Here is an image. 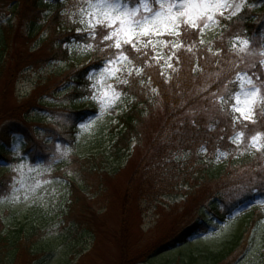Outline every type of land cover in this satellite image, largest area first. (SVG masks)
Returning <instances> with one entry per match:
<instances>
[{"label": "rangeland", "instance_id": "obj_1", "mask_svg": "<svg viewBox=\"0 0 264 264\" xmlns=\"http://www.w3.org/2000/svg\"><path fill=\"white\" fill-rule=\"evenodd\" d=\"M61 1L62 19L75 29L74 33L86 34L83 38L72 36L71 42L65 44L70 55L68 60L51 59L46 46L47 33L41 34L39 29L50 9L41 13L37 24L32 19L33 0H8L10 3L1 9L0 181L3 179L5 183L0 186V229L36 223L42 229L41 246L46 250L36 264H212L205 256L206 251L236 245L245 228L244 217L251 207L260 206L264 214V192L252 189V185L244 186L245 192L240 196L236 194L242 199L224 220L206 207L203 213L207 220L205 231L184 242H173L172 223L182 211V198L163 197L147 202L138 196L135 185L130 189L134 171L152 137H143L140 144L134 141L130 151L121 150L115 155L114 145L120 132L117 123L119 115L137 100L129 88L132 87V76H142L143 68L139 64L159 65L169 79L177 69L175 57L179 50L191 52L197 39L199 46L209 50L217 45L218 40L225 45L230 43L234 55L230 62L234 64L236 77L247 73L254 80L259 77L264 81V75H261L264 65L259 63L261 57L258 54L264 47V32L254 39L243 33L239 35V39L250 41L249 53L236 50L239 44L236 43L237 37L234 38L235 30L224 34V20L238 15L249 0H224L230 6L223 9V16H217L218 22L207 28L201 24L190 32L187 39L184 33L192 29L187 26L180 27L179 35L145 37L136 44L139 51L128 44L119 50L107 47L111 42L103 41V36L107 35L104 28L96 29L97 40L91 39L85 26L78 22L79 16L74 18L71 15L79 6V0ZM43 2L54 4L56 0ZM135 2L132 0L133 5ZM236 5L240 6L239 11H236ZM89 44L93 46L92 50L83 51V47ZM97 47L102 54H108L107 60H115L121 51L129 59L115 65L119 71L99 85V90L93 85L99 80V73L107 60L101 68L91 72L89 87L77 101L80 106H92L97 110L78 125L73 136L69 131L72 117L68 108L75 101L69 95V85L56 87V83L71 62L80 65L89 62ZM230 76L227 75V80ZM235 81L237 87L224 86L207 97L206 101L210 100L207 112L212 118L219 110L221 114L223 111L231 114V102L222 104L221 97L227 100L230 93L239 90V81ZM136 84L144 85L146 96L152 101L156 99L158 91L151 83L140 78ZM107 85H112L119 94L110 107L103 106L102 91L107 90ZM108 91L111 97V90ZM94 94L97 99L92 98ZM40 101L42 106H39ZM15 129L25 134L7 135ZM241 131L245 132L243 143L239 146L231 144L229 150L218 151L215 162L223 163L232 156L249 153L258 154L264 166V150L249 147L247 139L257 132L264 133V109L258 105L256 123L248 124ZM29 146L36 150L34 157L27 155ZM200 154L206 156L207 151L203 148ZM87 158L116 169L104 177L107 189L102 195L97 193L96 187L88 188L81 176L80 166ZM205 159L210 160L208 155ZM72 180L80 186L76 203L73 202ZM244 198L246 201L240 203ZM194 254L196 260L190 262L189 257ZM233 264H264V219L252 228L250 247Z\"/></svg>", "mask_w": 264, "mask_h": 264}, {"label": "trees", "instance_id": "obj_2", "mask_svg": "<svg viewBox=\"0 0 264 264\" xmlns=\"http://www.w3.org/2000/svg\"><path fill=\"white\" fill-rule=\"evenodd\" d=\"M249 1L238 16L224 20V34L235 30L234 36L243 33L254 39L264 32V0ZM8 3V0H0V13ZM32 7L34 24L38 23L41 13L50 9L39 29L41 34L47 33L46 46L51 59H70L65 44L71 42L72 36L83 38L86 34L74 33L75 29L62 19L63 2L56 0L54 4H49L43 0H33ZM192 31L195 30L186 31L184 38L187 39ZM196 42L191 52L187 49L179 50L175 57L177 69L169 79L159 65L146 62L139 64L143 68L142 76H132V87L129 88L137 100L119 115L117 127L120 132L114 145V153L118 155L121 150L130 151L132 142L140 144L143 137H152L134 171L130 189L135 185L138 196L147 202L163 197L182 198V211L174 217L172 223L175 233L173 242H184L187 236L205 230L207 220H204L203 213L206 207L225 219L226 214L242 199L237 198L236 194L242 195L245 192L244 186L252 185V189L264 192V166L258 154L248 153L232 156L223 163L215 162L218 151L229 150L228 147L234 145L232 135L244 130L240 124L233 123L232 115L226 111L221 114L219 110L215 118L207 112L210 100L206 99L214 90L229 85L237 87L234 64L230 62L234 55L230 43L225 45L218 40L217 45L209 50L208 47L199 46V39ZM107 59L108 54H102L97 47L89 62L84 65L71 62L56 83V87L69 85V95L75 101L68 108L72 117L69 131L73 136L78 124L97 110L92 106H80L77 98L87 91L91 72L101 68ZM227 75H231L228 80ZM140 78L157 88L158 94L153 101L146 96L143 90L145 86L136 84ZM42 105L40 101L39 106ZM160 113L161 119L158 120ZM14 132L19 131L15 129L7 132V135L11 136ZM203 148L210 160L206 161V156H201ZM184 153L189 154L177 157ZM104 165L103 162L96 163L92 158H87L80 166L87 187H96L97 193L101 195L107 189L104 177L116 172V169ZM4 183L2 179L0 186ZM72 185L73 202L76 203L80 186L76 180H72ZM125 215L127 217L126 206ZM244 219L245 228L236 245L223 250L206 251L205 256L212 264H233L248 250L252 228L264 219V214L260 208L254 207ZM43 238L42 229L36 223L28 222L14 229H0V264H36L46 252L41 246ZM189 258L190 262L196 260L195 254Z\"/></svg>", "mask_w": 264, "mask_h": 264}, {"label": "snow or ice", "instance_id": "obj_3", "mask_svg": "<svg viewBox=\"0 0 264 264\" xmlns=\"http://www.w3.org/2000/svg\"><path fill=\"white\" fill-rule=\"evenodd\" d=\"M229 6L224 0H136L134 5L132 0H79V6L71 15L74 18L79 16L78 22L85 26L92 39H95L97 28H104L107 35L103 36V41L111 42L107 47H115L119 50L123 45L128 44L139 51L136 44L145 37L153 35L159 37L165 34L179 35L181 26L197 29L203 24V27L207 28L210 24L218 22L217 16H223V9ZM235 7L236 11H239L240 6ZM236 43L239 44V48L236 49L238 52L249 53V40H241L237 37ZM92 48L93 46L89 44L82 50L88 51ZM258 54L261 57L259 63L264 65V47ZM128 59L121 51L115 60H107L93 88L99 90V85L119 71L115 65L121 60ZM237 80L239 90L230 93L227 100L221 97V101L222 104L231 102L233 123L247 128L248 124L256 123L257 106L264 109V91H262L264 81H260L259 77L254 80L253 76L247 73L238 74ZM108 90H111V97H109ZM118 96L113 86L107 85V90L102 91L103 106L110 107ZM92 98L97 99L98 97L94 94ZM244 139L245 132L239 131L232 138V142L239 146ZM248 140L249 147L257 151L264 150V133L257 132Z\"/></svg>", "mask_w": 264, "mask_h": 264}]
</instances>
